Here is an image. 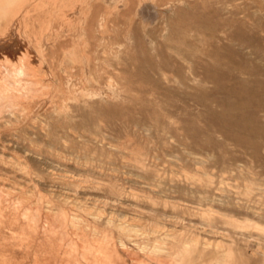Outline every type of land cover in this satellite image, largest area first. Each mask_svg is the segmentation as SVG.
Wrapping results in <instances>:
<instances>
[{
    "label": "rangeland",
    "instance_id": "374dc122",
    "mask_svg": "<svg viewBox=\"0 0 264 264\" xmlns=\"http://www.w3.org/2000/svg\"><path fill=\"white\" fill-rule=\"evenodd\" d=\"M0 264H264V0H0Z\"/></svg>",
    "mask_w": 264,
    "mask_h": 264
},
{
    "label": "bare ground",
    "instance_id": "6f19581e",
    "mask_svg": "<svg viewBox=\"0 0 264 264\" xmlns=\"http://www.w3.org/2000/svg\"><path fill=\"white\" fill-rule=\"evenodd\" d=\"M82 1V0H81ZM88 1V0H87ZM94 1V0H93ZM84 2V1H83ZM91 3V2H90ZM108 3V2H107ZM77 4V3H76ZM141 11V10H140ZM106 20H107V18H106Z\"/></svg>",
    "mask_w": 264,
    "mask_h": 264
}]
</instances>
